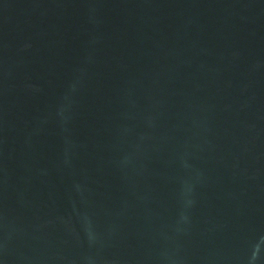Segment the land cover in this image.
Listing matches in <instances>:
<instances>
[{
    "label": "water",
    "instance_id": "water-1",
    "mask_svg": "<svg viewBox=\"0 0 264 264\" xmlns=\"http://www.w3.org/2000/svg\"><path fill=\"white\" fill-rule=\"evenodd\" d=\"M0 264H264V0H0Z\"/></svg>",
    "mask_w": 264,
    "mask_h": 264
}]
</instances>
